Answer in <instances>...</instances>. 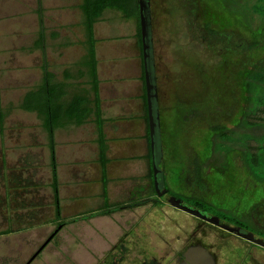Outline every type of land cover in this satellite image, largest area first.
I'll return each instance as SVG.
<instances>
[{
    "label": "rangeland",
    "instance_id": "obj_1",
    "mask_svg": "<svg viewBox=\"0 0 264 264\" xmlns=\"http://www.w3.org/2000/svg\"><path fill=\"white\" fill-rule=\"evenodd\" d=\"M80 1L0 0V111L3 113L0 123V264H94L95 254H100L118 237L133 230L142 235L147 223L155 227L148 232L156 233L162 217L188 216L165 204L162 197L153 195V178H148L149 183L142 192L138 188L144 179L135 174V170L126 179H117L115 174L108 179L105 165L106 183L119 184L124 180L126 193L113 191L111 197L107 191L98 196L82 190L70 198L68 207L60 216L56 215L52 223L28 224V207L44 202L43 188L39 189L38 185L44 183L51 153L41 120L35 112L21 109L19 103L26 91L41 82L43 63L54 73L55 79L60 80L63 70L71 69V62L81 55L80 43L76 42L82 35L76 26L72 28L78 21ZM146 2L154 50L158 49L165 57L164 60L158 57V73L166 72L168 78L174 75L179 79L176 83L179 92L168 88V98L161 94L165 108L172 106L175 112L167 109L168 113L161 116L162 127L155 128V134L160 130L159 134L162 132L165 136L164 141L160 140L164 150L160 167L166 187L170 191L189 192V178H184V185L178 172L182 169L188 175L191 167L183 165L184 159L197 154L199 161L210 158L203 161L202 173L205 180L212 183L208 186L210 189L217 183L222 186L218 175L223 174L225 178L229 175L237 198L245 206L256 203L262 198L264 184V0ZM103 14L115 23L108 28L111 34H128L136 29V19L124 18L119 9L106 8ZM80 15L83 18L81 11ZM41 28L43 42L36 46L34 40ZM53 31L60 33L55 40L51 36ZM66 40L72 43H61ZM251 43L253 47L241 48ZM171 48L173 61L166 59V51ZM124 59L128 60L127 54ZM157 107L162 109L158 103ZM60 129L58 135H68L70 129L76 135H86L85 128L74 124ZM237 153L242 154L243 167L239 165ZM98 155L97 144V159ZM227 155L232 159L229 162L235 159V164L231 162L229 167L224 164ZM147 160L152 172L157 173L158 160L156 164L150 156ZM97 163L102 175L99 160ZM226 167L228 175L224 174ZM156 177L160 180V173ZM254 181L258 183L253 187ZM41 193L42 200L38 197ZM229 193L232 200V192ZM7 195L15 197V203L10 199L7 204L4 200ZM146 196L156 201L151 204L148 198L136 203L137 198ZM178 196L185 202L195 200L181 193ZM124 199L131 204L130 210L119 205ZM114 207V218L105 222L108 225L100 230L114 233L101 235L93 251V235L88 232L94 224L82 220ZM43 214L40 213V220L44 219ZM247 214L244 211L241 225L253 230ZM50 215L53 217L55 213ZM228 219L235 221L232 217ZM60 223L65 230L59 229L44 244ZM259 239L264 240V231L260 232ZM42 244L45 246L41 247Z\"/></svg>",
    "mask_w": 264,
    "mask_h": 264
},
{
    "label": "crops",
    "instance_id": "obj_2",
    "mask_svg": "<svg viewBox=\"0 0 264 264\" xmlns=\"http://www.w3.org/2000/svg\"><path fill=\"white\" fill-rule=\"evenodd\" d=\"M104 16H106V18ZM77 18L78 21L74 22L72 28L76 26L77 31L79 30L82 35V38L76 42L80 43L81 55L71 62V69L63 70L62 79L60 80L55 79L54 73L49 70L53 74L54 81H60L64 84L66 100H69L74 94L80 93L92 98V92L90 91L84 65V29L80 9ZM114 24L115 23L111 21L108 15L102 14L93 26L98 95L100 99L99 104L101 117L103 118L102 129L106 142V174L109 176L108 179L110 176L117 177V179H126L128 178L127 176H129L128 174L132 175L133 173H131V171L135 170L134 173L140 174L144 179L142 185L138 188L139 191H142L149 183V165L147 157L149 158L150 156L151 158L153 153V148L149 149L148 146L147 131L144 121L145 107L143 95L145 93V82L144 78H142V69H144L142 47H140V43L136 37V29H132L128 34H122L120 32L111 34L108 28ZM41 30L42 28L37 32L38 37L34 40V43L39 39ZM59 35L60 33L58 31H53L51 33L52 39L54 40L57 39ZM61 43L72 42L66 40ZM157 50H154V63L156 64L151 74L160 75L158 87L161 90V94L163 93L167 96L168 93H166V90L168 88H174L179 92L176 89V83L179 80L178 77L171 75V73V77L168 78L166 72H163V74L161 72L158 73V57L163 60L165 57ZM172 53V48L168 49V51H166V59L169 57L170 60H172ZM126 54L128 55V60L124 59ZM121 59H124V61H120ZM167 81H169V83ZM158 104L162 107V109L158 107L161 125L162 113L165 115L166 112L168 113L167 109L173 111L175 108L171 106L166 109L163 97L162 103L158 101ZM93 117V115H90L84 123L79 124V126L75 125L85 128L83 131L84 134H86L85 136L81 133L79 135L74 134L72 129L68 131V135H58L60 132L59 130H61L60 128H65V126L67 127L70 123L63 124L54 129L55 142L53 153L50 151V168H45L44 183L38 185L39 189L40 187L43 188L42 193L44 202L40 205L35 203L36 205L28 207V209H30L26 214L28 217V224L52 223L56 215L60 216L61 212L63 213L68 207L70 198L74 197L79 191L86 190L88 194L94 193L98 196L102 194L101 174L99 164L97 163L96 127ZM78 129L81 130V128ZM160 134L162 141H164L165 136H163L162 132ZM171 135L174 136V131L171 132ZM163 153L164 150L162 151V154ZM112 174L115 175L112 176ZM54 177L56 181L55 190L52 187ZM108 183L110 182L107 181V183H105L104 191H107V193L110 194L109 196L112 197L113 191L126 193L124 180L119 182V184L118 182H112V184ZM22 189L26 190V188ZM28 189L29 187L27 186V190ZM42 193L38 195L40 200H42ZM148 198V196L145 198L139 197L136 199V201L139 202L136 203H142L143 200H147ZM10 199L12 203H15V197H8V195L4 196V200L8 202L7 204H9ZM119 205L125 206L130 204L124 199ZM115 207L113 210L112 208H107L104 212L95 214L87 218V220H82L85 223L91 222L94 224L92 230L88 232V234L93 235V251L97 249L98 245L96 242L98 241L100 243L101 235H111L114 233L111 231L106 232V229L102 232L100 230L101 227H106L108 225H105V222H111V218H114V213L116 211ZM40 210H42V212H40ZM40 213H44L43 220L39 219ZM54 213L55 216L52 217L50 214L53 215ZM16 218H19V216ZM24 229L26 230V228ZM61 230H65L64 227L60 228V231ZM10 232L12 231L8 230V233ZM110 237L111 236L108 238Z\"/></svg>",
    "mask_w": 264,
    "mask_h": 264
},
{
    "label": "flooded vegetation",
    "instance_id": "obj_3",
    "mask_svg": "<svg viewBox=\"0 0 264 264\" xmlns=\"http://www.w3.org/2000/svg\"><path fill=\"white\" fill-rule=\"evenodd\" d=\"M144 2L146 3L145 12L148 25V56L146 62L150 72L151 83L153 84V114L156 127L159 128L160 120L157 103L162 100L163 96L158 87V76L151 74L156 64L154 63L155 51L151 36L148 4L146 0ZM159 131L155 134V137L162 142ZM162 151L163 148H161V153L158 154L153 150L151 157L152 162L155 164L158 160L157 166L159 167L161 161L164 159ZM196 155L194 154L193 157L189 156L184 159L183 165H188L189 168L191 167V172L189 171L190 173L188 175L184 174L182 169L178 172L184 185L186 180L184 178H189L191 191L189 190L188 193L183 190H180V192L170 191L171 189L166 187L164 182L163 168L161 167L158 168L155 176L160 173V180L156 177L158 192H164L159 195L155 189L152 191L153 195L156 194L158 197H162L165 204L167 203L172 208L187 213L188 216L185 218L177 216L162 217L158 221L159 228L157 227L156 233L150 234L148 232V230L151 228L155 229V227L151 223H147L145 225L147 230L142 231V235L133 230L118 237L112 245L100 251V254L97 253L95 254L96 256L94 255V264H264V246L258 243V240H261L259 239V234L261 231H264V184L263 190L261 191L262 198L250 206H245L237 198L238 193L233 188L232 180L230 181L228 179L229 175L227 174V170H229L228 167L232 162H229V160H232L229 158V155L226 156V163H224L228 165L224 171L226 172L224 174L228 175V178H225L223 174L218 175L217 180L222 182V186L217 183L211 189L208 186L212 183L208 182L207 179L205 180L202 174L204 173L203 161L210 158L206 157L205 160L199 161ZM237 155L240 156L239 165L243 167L241 165L243 164L241 159L242 154L237 153ZM234 160L232 162L233 164H235ZM198 166L199 173L197 172ZM185 171L187 172V169ZM248 179L251 180L250 177ZM257 183L254 181L253 187L257 186ZM228 185L233 189L229 187L230 189L228 188L226 190ZM197 191L199 194H197ZM204 192H207L208 195H205ZM214 192H219V194ZM229 192H232V200H229ZM180 193L185 196L195 197V200L193 202H185L182 197L178 196ZM171 196L176 200H180V204L176 206L172 205L168 200ZM153 201H156V199L149 198L148 200L151 204H153ZM128 206L121 207L130 210L131 207ZM183 206H186L192 212L183 209ZM244 211L248 213L246 219L249 220L248 222H250L251 226L253 225V230L241 225V220L244 218ZM226 216L228 218L232 217L235 221H230Z\"/></svg>",
    "mask_w": 264,
    "mask_h": 264
},
{
    "label": "trees",
    "instance_id": "obj_4",
    "mask_svg": "<svg viewBox=\"0 0 264 264\" xmlns=\"http://www.w3.org/2000/svg\"><path fill=\"white\" fill-rule=\"evenodd\" d=\"M106 8H116L122 12L124 18L136 19V37L141 46L140 24H139V4L138 0H81L79 9L82 12V25L84 29V47H85V69L88 78L92 98L85 94H74L69 100L65 99V86L60 81L53 80V74L47 69L46 63L42 66L41 82L32 89L26 91L21 98L19 107L26 111H32L37 114L41 120V126L46 132L49 142L50 151L53 153L54 146V129L66 123L79 125L84 123L90 115H93V121L96 127V142L98 144V160L101 165V181L103 191L105 190V165L107 158L105 156V138L103 134V118L101 117L100 99L98 95V79L96 73V57L94 49V23L101 17ZM211 34H215L212 29L208 30ZM44 35L41 30L40 37L35 43L37 46L42 45ZM254 46V43L242 45V49H248ZM143 68V66H142ZM142 78H144V69H142ZM145 116L144 121L147 131V142L149 149L150 137L148 117L146 110V92L143 95ZM3 119V113L0 111V123ZM153 150L158 154L161 153V144L154 136ZM151 164V163H150ZM199 173V166L197 167ZM151 166L149 167L148 178L152 179ZM55 176V175H54ZM52 187L56 189L55 177ZM153 187V186H152ZM151 187V188H152ZM59 212V211H58ZM63 223L52 233L51 238L58 232ZM6 232V231H5Z\"/></svg>",
    "mask_w": 264,
    "mask_h": 264
},
{
    "label": "water",
    "instance_id": "obj_5",
    "mask_svg": "<svg viewBox=\"0 0 264 264\" xmlns=\"http://www.w3.org/2000/svg\"><path fill=\"white\" fill-rule=\"evenodd\" d=\"M139 4V24H140V35H141V46H142V54H143V66H144V82H145V92H146V106H147V113H148V126H149V137H150V146L153 148L154 145V136H155V128H156V122L154 119V114H153V103H152V98L154 97V92H153V84L151 83L150 79V72L147 67V62L146 58L148 56L147 53V48H148V43H147V34H148V28H147V17H146V3L144 0H138ZM153 182H154V188L157 191V193L160 195L164 191L158 192V184L155 176V172H153ZM168 200L170 203L174 206L180 204V200H176L173 196L169 197ZM183 209L189 210L186 206L182 207ZM192 212V211H191ZM51 236H49L44 244L50 239ZM258 243L262 246H264V241L263 240H258ZM42 244L41 247L44 245Z\"/></svg>",
    "mask_w": 264,
    "mask_h": 264
}]
</instances>
